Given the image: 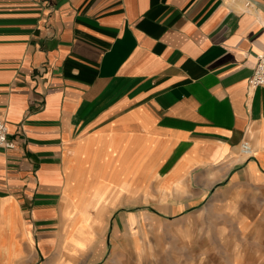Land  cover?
Wrapping results in <instances>:
<instances>
[{"label": "crops", "instance_id": "1", "mask_svg": "<svg viewBox=\"0 0 264 264\" xmlns=\"http://www.w3.org/2000/svg\"><path fill=\"white\" fill-rule=\"evenodd\" d=\"M263 50L264 0H0V264L264 193Z\"/></svg>", "mask_w": 264, "mask_h": 264}, {"label": "rangeland", "instance_id": "2", "mask_svg": "<svg viewBox=\"0 0 264 264\" xmlns=\"http://www.w3.org/2000/svg\"><path fill=\"white\" fill-rule=\"evenodd\" d=\"M262 191L255 187L236 195L235 201L243 203L239 211L207 207L179 217L161 215L142 200L129 201L114 211L109 228H103L102 235L76 254L48 241L40 244L39 253L33 249L36 259L26 264H264ZM129 212L135 214L127 216L128 225L124 221L118 231L115 219ZM60 228L56 225L41 237L48 234L52 238Z\"/></svg>", "mask_w": 264, "mask_h": 264}, {"label": "built area", "instance_id": "3", "mask_svg": "<svg viewBox=\"0 0 264 264\" xmlns=\"http://www.w3.org/2000/svg\"><path fill=\"white\" fill-rule=\"evenodd\" d=\"M264 85V50L257 55L254 72L249 79L251 89L258 88ZM14 140L9 131V127L5 120L0 116V147L4 149H14L16 147ZM240 152L246 158L254 155V147L250 140L245 139L240 144Z\"/></svg>", "mask_w": 264, "mask_h": 264}]
</instances>
